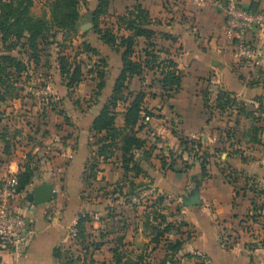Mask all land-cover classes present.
I'll return each mask as SVG.
<instances>
[{
    "label": "crops",
    "instance_id": "1",
    "mask_svg": "<svg viewBox=\"0 0 264 264\" xmlns=\"http://www.w3.org/2000/svg\"><path fill=\"white\" fill-rule=\"evenodd\" d=\"M87 1L77 23V37L80 43H92L100 53L94 56L107 61L101 94H96V73L84 69L83 79L74 89L82 88L84 83L85 93L92 90L91 101L77 115L57 107L56 100L44 103L37 97L38 89L27 94L26 90L34 88L32 75L20 97L0 102V182L4 184L10 173H17L30 157L35 167L32 183L11 200L13 208L33 222L35 235L20 258L2 250L3 264H64L69 255L82 257L84 251L69 232L83 212L92 216L99 213L101 217L87 226V233L100 246L91 249L86 264H115L111 251L115 246L134 255L148 248L149 263L163 264L173 257L167 244L177 240L183 241L174 256L179 260L177 264H264V245L259 244L264 239V210L259 220L251 218L253 201L264 199L257 192L264 189V42L259 44L260 62L251 71L247 61L237 55L235 40L225 33L222 0H109L102 18L107 25L116 26L117 17L136 4L148 10L154 21L152 28L157 31L153 40L163 51L160 59L173 58L182 73L181 87L172 97L166 96L160 82L154 80L158 77L155 70L146 69L129 81L130 90L147 92L145 108L152 114L138 133L146 145L135 154L144 169L135 177L134 172L122 167L120 151L115 150L108 159L96 156L98 145L94 144L91 124L112 93L122 60L120 53L94 33L92 12L98 0ZM242 2L264 11V0ZM161 32L172 34L176 40L162 37ZM120 33L130 34L123 29ZM260 34L254 30L249 37L256 40ZM145 41L144 37L138 38V52L143 53ZM46 52L43 63L52 62ZM86 56L81 54L82 59ZM113 59L118 70L115 77L109 78ZM52 69L59 73L57 62ZM51 71L45 65L31 72L46 77ZM219 92L230 95L237 106L229 111L218 109L215 101ZM57 109L64 110L67 117L58 114ZM124 109L121 104L117 108L115 122L120 128L125 125ZM203 130L215 141L207 144L212 148L202 147L210 155L209 175L199 177L197 183L193 176L199 175L201 168L197 159L183 152L182 140L192 139ZM155 136L158 141L153 147ZM173 148H180L174 158L170 156ZM90 162L96 164V178L87 181ZM233 172L238 176L236 183L230 182ZM42 183L53 184L56 192L52 201L35 204L28 193ZM132 183L136 185L132 187ZM197 184L199 202L192 203L190 194ZM252 184L257 190H251ZM133 188L139 192L130 194ZM149 191L153 196H147ZM160 194L165 196L162 213L172 229L156 243L143 221L145 210H151ZM148 197L151 205L145 206Z\"/></svg>",
    "mask_w": 264,
    "mask_h": 264
},
{
    "label": "trees",
    "instance_id": "2",
    "mask_svg": "<svg viewBox=\"0 0 264 264\" xmlns=\"http://www.w3.org/2000/svg\"><path fill=\"white\" fill-rule=\"evenodd\" d=\"M47 1L49 17L34 14V0H0V102L9 98L20 97L26 84L30 81L31 71L34 68H43L47 65L48 69L52 70V62L46 61V63H43V54L46 46L49 47V45L56 43L60 47V53L56 59L59 76L69 94L83 79L84 69H88L90 73H96L95 76L99 80L96 94L100 95L105 87L106 73L103 68L107 65L106 59L99 57L94 66L87 68L81 54H86L88 58H91L92 55H100L99 50L88 41H83L77 44L76 47L72 43L78 35L77 23L81 18L82 7H87L88 1ZM108 7L109 0H98L97 8L92 12L93 31L102 42L121 54L122 69L115 80L109 99L103 105L101 112L94 118L90 129L95 132L96 141L94 144L98 145L96 156H104L105 159H108L113 156L115 150L120 151L122 153V167L126 172H134L135 177H137L144 173V169L138 163L135 154L137 151L143 150L146 145L145 139L139 137L138 133L145 128L146 117L152 116V114L145 108L147 92L143 89L130 90L129 81L135 76L142 75L146 69L155 70V75L157 74L158 77L154 80L160 82L166 96L172 97L181 87L182 73L173 58L160 59L159 53L163 51L157 48V44L153 40L157 31L152 28L154 21L148 10L143 8L141 4H136L132 9H128L126 14L117 17L115 26L114 24L107 25L102 20L108 11ZM248 9L257 12L254 7L250 6ZM122 29L129 31L130 34H121ZM59 33L63 34L61 40L63 43L69 42L70 46H73L72 49L75 51L73 56L62 53L63 47L57 40ZM159 34L164 38L176 40V37L172 34L166 32ZM139 37L146 39L143 53L138 52L136 49ZM32 65H34V68H32ZM120 104L125 107V125L121 128L117 127L115 122L117 108ZM215 105L221 111H229L237 106V101L227 93L219 92ZM53 108L55 109V107ZM57 113L67 117L64 110L57 109ZM182 145H184L183 152H186L190 158L197 159L201 173L193 176V180L199 183V177L203 178L209 175L210 155L207 150H202L201 143L194 139H183ZM31 158L16 173L18 193H23L33 181L35 167ZM185 162V167L188 168L189 164L186 160ZM173 163L174 161L170 164L171 168H173ZM96 171V164L90 162L86 175L87 181L95 180ZM234 173H230L231 183H236L238 179V176ZM2 184L0 182V186ZM254 184H252L251 190H257ZM135 185V183L131 184L132 187ZM144 188L148 189L149 187ZM117 192L118 190L115 189L114 193ZM138 192L133 188L130 194ZM257 192L260 197L262 195L264 197V189H258ZM164 200V195H158L156 201L150 206L152 207L151 210H145L144 213L143 225L145 228L151 229L152 241L156 243L172 229V223L168 222L165 214L162 213ZM263 210L264 199L254 200L251 208V218L256 221L259 220L257 217L262 216ZM100 219L101 217L95 219L94 214L92 216L86 212L79 214L76 225L78 230L76 240L84 251V255L82 257L79 255L77 258L69 255L64 264H81L82 259H84L82 264H86L91 249L95 250L100 246V243L92 238V234L87 233V226H92L94 220ZM259 244L264 245V239L260 240ZM182 246L183 241L181 240L167 244V249L173 253V257L167 259L169 264L179 262V260L174 259V256L181 250ZM2 250H7L15 255L10 249L0 248V252ZM111 251L115 264H150L148 261L150 257L148 248L137 255L119 246L113 247ZM1 260L0 257V264H3ZM167 260L165 259L163 264H167ZM100 264L108 263L102 262Z\"/></svg>",
    "mask_w": 264,
    "mask_h": 264
},
{
    "label": "built area",
    "instance_id": "3",
    "mask_svg": "<svg viewBox=\"0 0 264 264\" xmlns=\"http://www.w3.org/2000/svg\"><path fill=\"white\" fill-rule=\"evenodd\" d=\"M221 5L225 13V33L235 40L236 53L247 61L251 71H254L260 62V43L264 42V11L253 12L244 5L242 0H222ZM254 30L260 31V36L254 40L249 37ZM40 94H48L41 90ZM203 146L214 142V136L208 131H201L192 138ZM18 179L16 172H11L4 184L0 187V248L10 249L16 257H22L33 236L35 229L33 222L26 215L17 212L11 200L17 192ZM56 192V189H54ZM95 219L100 218L99 213L94 214ZM78 218L70 228V236L76 239Z\"/></svg>",
    "mask_w": 264,
    "mask_h": 264
},
{
    "label": "rangeland",
    "instance_id": "4",
    "mask_svg": "<svg viewBox=\"0 0 264 264\" xmlns=\"http://www.w3.org/2000/svg\"><path fill=\"white\" fill-rule=\"evenodd\" d=\"M33 12L37 16L45 15L46 17H49L48 1L47 0H34ZM84 14L86 17L87 12H84ZM109 19L110 20L112 19L111 15H109ZM61 35L62 34L59 33L57 36V39H60L59 42L61 43V47H63L62 48L63 53L73 56L75 54L74 53L75 51L72 49L73 46L72 45L70 46L69 42L63 43L61 41L63 36H61ZM79 41H80V38H78V37L74 38V40L72 41L74 47H76V45L80 43ZM45 49L46 50L44 51V54H46V51H49L50 59L53 62L52 66L55 67V64H56L55 59L57 56L56 52L58 51V46H56V44H53V45H49V47L46 46ZM58 53H60V52L58 51ZM84 62L87 65L86 66L87 68H91L92 66H94V64L96 62H98V58H96L94 55H92L91 58H88V56H86V57H84ZM110 64H111V67H110V70H108V75H109V78H112L113 76L114 77L116 76L118 68L116 66V62L114 61V59L110 61ZM31 75H32L31 84L34 86V88L31 86V88L29 90H26L27 94L33 93L34 92L33 89H38L40 91L45 89V90H47L48 94H40V95H37V97H39L43 101H45L44 103H46V104L47 103L49 104L51 102L54 103V101L56 100V103L58 104L57 107L65 108L66 112L69 114H72V115H77L80 112L81 107H89L88 102L91 101V98L89 97V95L91 94L92 90L89 91L88 93H85L84 92V87H85L84 83H83L82 88L79 86L69 94L68 93L69 91L66 88L65 84L61 82L62 79L59 76V73H56L54 71V69H52V71L46 77L40 76L39 73L37 74V73H32V72H31ZM43 86L46 88H43ZM79 89H82V91H80ZM51 95L52 96L54 95V97H50ZM38 103H40V102H38ZM41 109L42 108H40V110ZM157 138L158 137L155 136L154 143L151 144L153 147L158 141ZM159 139H161V137H159ZM156 146H158V145H156ZM201 146H203V145L201 144ZM204 147H206L205 149H207V148H212L213 146H209V147L204 146ZM179 149L180 148H178L177 150H175V148L170 149V151H171L170 156L173 157V154L178 153ZM162 157H164V156H162ZM161 158H160V160H161ZM148 195L150 197L153 196L151 191L148 192L147 196ZM150 197H148V199L145 200L146 201L145 203L143 202L145 206L151 205L150 204V202H151ZM153 200H154V198H153ZM138 201L139 200L136 199L137 203H138Z\"/></svg>",
    "mask_w": 264,
    "mask_h": 264
},
{
    "label": "water",
    "instance_id": "5",
    "mask_svg": "<svg viewBox=\"0 0 264 264\" xmlns=\"http://www.w3.org/2000/svg\"><path fill=\"white\" fill-rule=\"evenodd\" d=\"M54 186L51 183H42L36 185L31 192L28 193V199L35 204H44L52 201L54 197ZM191 202H199V185L197 184L190 194Z\"/></svg>",
    "mask_w": 264,
    "mask_h": 264
}]
</instances>
